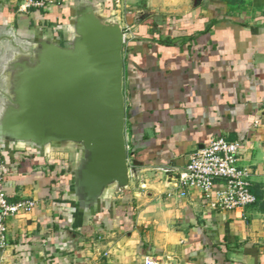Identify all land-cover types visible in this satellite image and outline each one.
I'll use <instances>...</instances> for the list:
<instances>
[{
    "label": "crops",
    "instance_id": "1",
    "mask_svg": "<svg viewBox=\"0 0 264 264\" xmlns=\"http://www.w3.org/2000/svg\"><path fill=\"white\" fill-rule=\"evenodd\" d=\"M67 1L21 12L19 0H0V13L60 33ZM100 2L125 29L126 137L139 174L77 229L63 203V153L39 162L11 151L0 191L37 206L8 220L0 264H264V0ZM217 137L242 143L255 204L224 211L198 190L180 195L191 155Z\"/></svg>",
    "mask_w": 264,
    "mask_h": 264
},
{
    "label": "water",
    "instance_id": "2",
    "mask_svg": "<svg viewBox=\"0 0 264 264\" xmlns=\"http://www.w3.org/2000/svg\"><path fill=\"white\" fill-rule=\"evenodd\" d=\"M67 8L60 33L0 13V161L11 151L45 162L70 150L63 203L80 229L140 170L126 137L125 29L100 0H68Z\"/></svg>",
    "mask_w": 264,
    "mask_h": 264
},
{
    "label": "built area",
    "instance_id": "3",
    "mask_svg": "<svg viewBox=\"0 0 264 264\" xmlns=\"http://www.w3.org/2000/svg\"><path fill=\"white\" fill-rule=\"evenodd\" d=\"M59 0H19V10L47 9ZM242 143L225 137H217L195 151L185 170L176 179L180 195L186 196L198 190L210 207L216 210L234 211L244 209L257 202L251 191L250 172L238 165ZM37 206L34 199L11 200L6 192L0 191V244H6L8 220L11 217L31 213ZM144 264H156L146 257Z\"/></svg>",
    "mask_w": 264,
    "mask_h": 264
},
{
    "label": "rangeland",
    "instance_id": "4",
    "mask_svg": "<svg viewBox=\"0 0 264 264\" xmlns=\"http://www.w3.org/2000/svg\"><path fill=\"white\" fill-rule=\"evenodd\" d=\"M58 152L63 153L64 157H62V158H63V160L66 161V164L69 165L72 158H73L72 152L70 150H62V151H58Z\"/></svg>",
    "mask_w": 264,
    "mask_h": 264
}]
</instances>
